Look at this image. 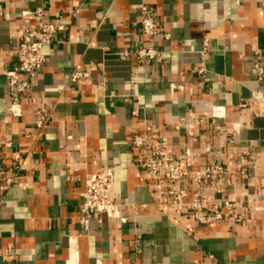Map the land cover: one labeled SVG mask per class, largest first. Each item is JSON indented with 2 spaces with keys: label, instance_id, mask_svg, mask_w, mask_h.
Wrapping results in <instances>:
<instances>
[{
  "label": "crops",
  "instance_id": "crops-1",
  "mask_svg": "<svg viewBox=\"0 0 264 264\" xmlns=\"http://www.w3.org/2000/svg\"><path fill=\"white\" fill-rule=\"evenodd\" d=\"M142 6L157 24L152 36L140 33ZM38 8L65 28L43 47L14 116L4 70ZM148 44L160 61L134 55ZM74 71L85 74L71 81ZM39 108L51 110L42 129ZM147 126L190 170L236 164L245 176L227 178L216 196L210 180L182 179L174 187L187 190L186 209L169 211L164 188L139 167L148 147L132 143ZM106 165L125 221L95 212L84 227L85 179ZM0 169V264H264V0H0ZM197 189L210 203L233 202L240 220L223 209L218 221H196Z\"/></svg>",
  "mask_w": 264,
  "mask_h": 264
},
{
  "label": "built area",
  "instance_id": "built-area-1",
  "mask_svg": "<svg viewBox=\"0 0 264 264\" xmlns=\"http://www.w3.org/2000/svg\"><path fill=\"white\" fill-rule=\"evenodd\" d=\"M142 16L139 22L140 33L144 36H152L157 33V24L152 15L147 12L145 6L141 7ZM27 13L35 17L34 22L29 23L23 30L20 40L16 48L17 63L11 69H5L6 77V93L8 96L7 111L14 116L21 113L19 96L28 91L36 77L37 72L45 62V55L42 51L45 45L52 43L57 33L65 28L62 18L54 21L45 19L46 12L41 9H35ZM208 44L204 41L200 50V60L193 66L198 74L205 72V62L207 60ZM127 53H122V56ZM163 52L151 44L138 47L134 51V55L140 60L160 61ZM258 79L262 77V69L255 64ZM85 73L74 71L70 80L74 81L83 76ZM176 86L171 85V89ZM219 107L212 106L211 114L214 117H220ZM35 126L38 129L45 127L51 120V110L47 108H39L35 112ZM200 118L196 117L195 121ZM179 128V125H177ZM190 128V127H189ZM147 132L142 135H134L132 143L135 146H147L148 150L144 157L139 160V167L144 173L155 181V187L158 191L164 188V192L168 197V210L177 212L185 210L184 199L187 197V190L183 187L175 188L174 184L190 178L195 185H202L204 181L210 180L212 183L207 187L212 195L224 193L226 187L225 180L231 179L236 181L238 177L245 176L240 165L218 164L211 162L209 165L201 169L190 170L186 166L177 163L171 155L167 137L163 134H148L150 126L146 127ZM221 130L219 126L216 127ZM189 136L194 140L192 132L188 131ZM208 150V149H207ZM245 152L239 154V159H243ZM1 170V169H0ZM114 183V167L103 166L98 170L89 173L85 179L84 190L81 195L80 202V222L84 227L88 226V221L92 213H102L109 218L124 222L125 218L120 214V203L112 195V186ZM235 204L226 197H220L215 202L210 203L207 193L197 189L192 192L188 210L199 223H212L222 219L223 209L228 214L234 216L235 221H239L241 215L234 214Z\"/></svg>",
  "mask_w": 264,
  "mask_h": 264
}]
</instances>
